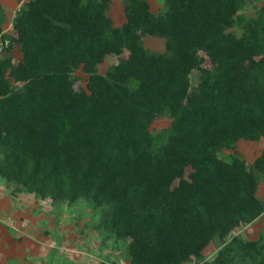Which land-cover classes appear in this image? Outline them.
<instances>
[{"label": "trees", "instance_id": "16d2710c", "mask_svg": "<svg viewBox=\"0 0 264 264\" xmlns=\"http://www.w3.org/2000/svg\"><path fill=\"white\" fill-rule=\"evenodd\" d=\"M18 1L13 33L0 4V176L102 207L130 264H264V237L236 233L264 213V148L251 168L222 156L264 137V7L248 17L256 0H164L155 13L124 0L116 26L112 0Z\"/></svg>", "mask_w": 264, "mask_h": 264}, {"label": "rangeland", "instance_id": "374dc122", "mask_svg": "<svg viewBox=\"0 0 264 264\" xmlns=\"http://www.w3.org/2000/svg\"><path fill=\"white\" fill-rule=\"evenodd\" d=\"M124 0H112V16L116 26L126 21ZM151 9L157 13L164 7V0H149ZM6 11L3 28L6 33H13V19L20 6L18 0H0ZM264 7V0H256L247 5L241 12L248 17L256 16ZM235 31L240 33L238 28ZM146 47L158 51H166V40L154 36H145ZM2 55L3 51L0 52ZM14 61L22 58L19 46H15ZM117 56L109 55L100 67L105 73L110 65L117 62ZM172 119L164 116L151 126L158 133L171 125ZM264 148V137L257 141L241 140L237 148L225 149L223 158L232 160L237 151L251 168L255 159ZM258 196L264 202V176L259 180ZM102 207H96L90 200L81 198L69 204L67 200L58 202L52 198H41L33 193L25 192L17 184L7 182L0 176V223L10 228L14 226L33 234L41 242L44 256H49V264H130L127 246L123 241L116 243L114 239H106L107 233L101 227ZM247 239L264 237V213L251 224L237 229ZM219 240L210 243L204 250L207 259L212 258L219 249Z\"/></svg>", "mask_w": 264, "mask_h": 264}, {"label": "crops", "instance_id": "0c3cea01", "mask_svg": "<svg viewBox=\"0 0 264 264\" xmlns=\"http://www.w3.org/2000/svg\"><path fill=\"white\" fill-rule=\"evenodd\" d=\"M40 243L21 226L10 228L0 223V264H49Z\"/></svg>", "mask_w": 264, "mask_h": 264}]
</instances>
